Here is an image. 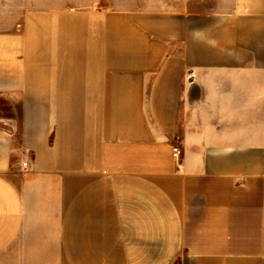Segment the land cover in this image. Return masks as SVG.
I'll return each instance as SVG.
<instances>
[{
    "label": "crops",
    "instance_id": "crops-1",
    "mask_svg": "<svg viewBox=\"0 0 264 264\" xmlns=\"http://www.w3.org/2000/svg\"><path fill=\"white\" fill-rule=\"evenodd\" d=\"M0 97V264H264V0H0Z\"/></svg>",
    "mask_w": 264,
    "mask_h": 264
},
{
    "label": "rangeland",
    "instance_id": "rangeland-1",
    "mask_svg": "<svg viewBox=\"0 0 264 264\" xmlns=\"http://www.w3.org/2000/svg\"><path fill=\"white\" fill-rule=\"evenodd\" d=\"M3 117H15L18 118L16 109L4 98L0 97V119ZM0 125L1 120H0Z\"/></svg>",
    "mask_w": 264,
    "mask_h": 264
},
{
    "label": "built area",
    "instance_id": "built-area-1",
    "mask_svg": "<svg viewBox=\"0 0 264 264\" xmlns=\"http://www.w3.org/2000/svg\"><path fill=\"white\" fill-rule=\"evenodd\" d=\"M173 156H174V158H176L178 160L180 159L181 149L178 146L173 147ZM25 165H27V164H25Z\"/></svg>",
    "mask_w": 264,
    "mask_h": 264
}]
</instances>
